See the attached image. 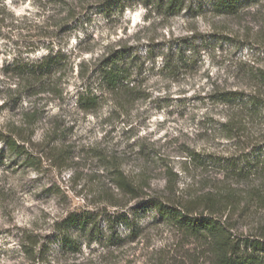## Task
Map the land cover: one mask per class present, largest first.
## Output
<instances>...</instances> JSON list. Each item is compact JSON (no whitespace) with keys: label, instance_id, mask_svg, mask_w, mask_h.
Instances as JSON below:
<instances>
[{"label":"rangeland","instance_id":"rangeland-1","mask_svg":"<svg viewBox=\"0 0 264 264\" xmlns=\"http://www.w3.org/2000/svg\"><path fill=\"white\" fill-rule=\"evenodd\" d=\"M103 1L0 0V128L32 155L20 156L0 140V264L184 261L199 245L154 222L142 202H188L213 190L226 173L202 160L237 155L264 138V113L247 120L252 139L227 138L223 123L232 112L213 99L219 90L255 89L247 73L264 69V0L236 16L188 10L172 16L141 0L108 16ZM173 46L185 53L171 71L165 56ZM122 47L137 67L130 88L113 92L100 86L96 65ZM60 49L67 65L43 81L18 73V64ZM88 87L100 96L91 112L78 106ZM119 170L136 194L118 187ZM253 179L240 189L258 182ZM251 210L241 231L264 220V208ZM85 211L101 233L82 237L80 253L65 254L57 243L44 262L26 258V235L44 239L71 213ZM122 215L136 218L135 234L131 223H115ZM116 230L124 245H109Z\"/></svg>","mask_w":264,"mask_h":264},{"label":"trees","instance_id":"trees-1","mask_svg":"<svg viewBox=\"0 0 264 264\" xmlns=\"http://www.w3.org/2000/svg\"><path fill=\"white\" fill-rule=\"evenodd\" d=\"M131 1L104 0L100 7L105 14L111 16L123 12ZM141 1L172 16L179 15L184 10L236 16L243 9L262 0H208L206 4L195 3L194 0ZM184 53L182 46L177 50L174 46L171 47L165 56V68L171 71L180 68L184 61ZM68 59V54L60 49L57 53L52 51L38 62L20 63L16 69L21 76L43 81L56 70L65 67ZM135 65V56H132L129 49L122 47L111 51L96 65V72L101 79L100 86L113 92L130 88V81L137 67ZM247 74L254 82V90H219L213 96L217 103L232 112L228 121L223 123V130L229 139H241L244 134L247 135L246 138L252 139V134L247 133L250 123L247 120L255 122L264 113V69H252ZM99 101L100 96L96 94L94 88L88 87L80 92L78 106L86 112H91L98 107ZM20 137L21 140L24 139L23 136ZM0 140L12 152L26 158L32 156L24 146L19 145L1 128ZM206 158L202 160L203 164L213 163L226 173L225 178L219 180L213 190L188 202L158 197L142 202L144 209L154 212L156 216L154 222H162L176 228L201 248H198L200 251H189L184 261L164 257L161 263L204 264L201 260L205 259L208 264H264V220L249 232L240 230L241 221L250 217L253 207L264 208V138L256 142L249 141L237 155L230 157L208 155ZM251 179L255 181L251 187L241 190L239 185ZM115 182L123 191L137 193L135 186L120 170ZM94 219L91 212L71 213L65 220L57 223L54 232L44 239L33 234L26 235L23 244L26 258L33 263L44 262L49 259L50 251L57 243L65 254L80 253L82 237L87 235L96 237L101 233ZM130 221L123 215L115 218L116 224L131 223V233L135 234L136 218ZM107 241L111 246H121L127 239L122 238L116 230Z\"/></svg>","mask_w":264,"mask_h":264}]
</instances>
